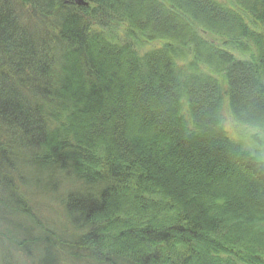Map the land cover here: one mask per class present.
I'll use <instances>...</instances> for the list:
<instances>
[{"label": "trees", "instance_id": "16d2710c", "mask_svg": "<svg viewBox=\"0 0 264 264\" xmlns=\"http://www.w3.org/2000/svg\"><path fill=\"white\" fill-rule=\"evenodd\" d=\"M87 1L89 4L77 6L75 3L68 4L65 0H0V179L9 178L15 181L21 175L33 176L37 179L36 184L33 183V189L40 195L41 200H47L49 197H43L42 193L47 195L57 191V186L55 189L52 184L58 185L59 178L62 182V177L67 178L66 176L78 175L81 179L85 177L83 179L87 182L98 177L103 188H107L102 192L100 189L96 191L88 187L81 191L79 184H73L72 181L71 188L67 186L64 193L66 201L61 205L62 213L69 221L67 227L73 228L74 231L72 236L67 234L64 238L77 241V248L64 250L60 243L53 241V256L56 259L58 256H64L61 263L65 259L69 264L75 260H80V264H141L145 257L148 264H173L174 260L178 259L179 264H201L196 262L192 250L199 251L198 246L196 248L198 243H208L221 248L224 254L219 255V258L224 261L229 258L238 261L234 264H264V167L256 166L247 158V163L253 164L260 173L258 175L261 177L256 181L243 176L237 179L234 171H224L217 178L212 168L201 165V168L194 172V185L187 174L177 173L176 176L181 179L175 178L176 181L174 176H171L176 174L174 156H187L188 153L184 152L196 149L187 141L182 144L179 142L182 136H185V131L197 130L201 137L208 139L210 135L214 138V132L221 126L220 112H211L219 102L222 104L223 99L217 78L221 77L227 83L224 95L228 97L231 114H237L239 111L237 115L245 118L264 120V102L260 98L264 90L259 91L257 87L264 83V46H260L259 39L254 40L252 44L256 52L252 49L248 51L249 60L242 62L232 53L233 49L237 48L241 52V42L244 38H249L244 30L248 28L238 24V29L242 32L237 33L235 39L230 37L231 40H226L230 42V48L224 49L229 52L219 49L216 43L199 37L194 25L207 29L210 27L209 20L197 19L193 9L216 7L226 12L220 8L223 6L214 0H211L213 3L210 0H168L166 5L157 0ZM244 3L239 4L242 9H247L257 20L264 19V0H245ZM167 6L171 11L165 9ZM47 13H54L52 16L59 14L64 21L58 25L59 29H56L58 40H46L47 44L40 47L48 48L51 58L44 60L45 66L37 64L34 67L35 64L28 60V54L20 53L21 47L26 45L24 35L30 30L25 25L28 21L37 20L44 26L45 23L41 22L40 18ZM96 14H111L113 16L110 17L117 18L123 29L126 25L130 27L132 23L144 36L159 38L163 42L158 50H149L148 54H140L133 47V43H136H130L128 39L126 45L113 47L112 41L92 32ZM21 16L25 20H22ZM172 16L176 28H173L174 24L170 27L164 23L171 22ZM224 21L229 24L233 18ZM215 25L217 30L220 29L217 22ZM249 33L252 34V31L249 30ZM225 44L224 41L221 46ZM66 46L70 49L64 51ZM179 47L188 50L191 56L182 68L175 66V48ZM7 52L8 55L11 54L10 59ZM253 56L259 61L254 62ZM58 73L61 75L57 76ZM54 76L56 80L53 79ZM157 88L165 90L161 92L165 102L157 98L150 99V94L155 95ZM137 97H142V102L151 101L150 105L145 104L146 108L142 113L150 115L155 112V117H163L167 119L166 123L171 125L170 131L165 132L166 135L161 134L158 129L160 125L150 127L149 133L141 128L143 136L131 138V143H137L130 149V154L137 156L132 158L146 160L153 151L155 156L160 157L159 161L154 158L155 161L146 163L150 170H153L148 175L137 173L142 170L141 163L126 166V159H121L118 154L119 146H129L125 139L130 137V133L136 134L139 131L131 129L129 133L126 129L130 119L139 114L135 110L129 111L130 107H125L134 103ZM181 97L188 103L186 112L189 111L190 116L185 112L178 113V118L172 122L173 111L169 106L175 107L176 101L183 100ZM199 104L200 107L194 106ZM175 108L177 111L180 109ZM119 112L122 113L120 116L116 114L114 119L111 117ZM179 123L182 124V129L178 127ZM118 124L120 127L116 130ZM103 126L109 136L105 140L100 134ZM123 129L128 133H123ZM221 141L224 142L223 139ZM223 144L214 145L221 155L228 158L226 153L230 150V144H226L228 148L222 147ZM123 151L122 155H128L127 150ZM101 153L103 157L98 156ZM23 155H31L32 158L28 163L16 168L14 162H19ZM229 160L232 163L235 157L231 154ZM111 162L115 165H109ZM195 162L196 160L192 159L193 165ZM113 167L117 169L112 171ZM204 173L209 176L206 177ZM105 174H108L107 177L111 176L109 184L104 179ZM166 176L173 180L172 186L164 183ZM180 180L185 182V185L177 182ZM21 182L25 183L24 178H21ZM160 183L172 187V191L162 194V198L173 201L178 208L170 206V209L165 210L167 216H164L162 210L158 213L164 216L162 221H165V218L170 219L173 215L178 225H181L167 230L163 236L158 233L157 237L154 235L156 238L151 240L145 237L146 232L151 230L148 225L155 224L153 215L159 209L155 210L156 203L150 200L154 195L160 194L156 191L157 188L160 190ZM173 188L181 190L183 195ZM213 188H218V192L214 193ZM194 191L198 195H193ZM14 197L16 203H21V207L26 204L25 193L20 191ZM206 198H209V202L204 203ZM242 201L254 202L256 207L246 209L247 206ZM202 203L203 209L200 207ZM166 204L171 205L168 202ZM138 210L140 212H136ZM83 215L89 217V220L81 218ZM112 216L115 218L108 220ZM125 216L131 219L129 223H133L134 227L125 222ZM156 224L158 225L157 222ZM42 229L46 235L47 229ZM31 231L32 228L26 234L27 239H18L15 235L13 239L12 235L10 240L29 248L40 240L48 244L52 241L48 236H43L44 240L43 237H32ZM182 231L186 233L183 235ZM151 232L150 237H154V230ZM214 236L220 238L219 244L211 241ZM156 243L161 244L156 250H163L158 252L155 258L152 252ZM174 243L186 247L190 244L191 248L178 254L174 252ZM164 249L168 251L167 259L163 255ZM130 250L137 251L131 258L125 257L131 253ZM2 254L4 257H1V261L5 264L14 262L9 252L6 253L8 255H5V251Z\"/></svg>", "mask_w": 264, "mask_h": 264}, {"label": "rangeland", "instance_id": "374dc122", "mask_svg": "<svg viewBox=\"0 0 264 264\" xmlns=\"http://www.w3.org/2000/svg\"><path fill=\"white\" fill-rule=\"evenodd\" d=\"M157 1L161 4H164V5L168 4V2H169L168 0H157ZM214 1L218 5H222L223 7H220V6L219 7L226 12H222L221 10H219L216 7L215 8L214 7H209V8L197 7L196 9L198 12H196V9H193V12L195 13V16L197 19L203 20V19L208 18V20H209L208 25H210V27L207 29H204V27H202L201 25H198V26L194 25V28L196 27L195 32L199 35V37L206 39L207 41H212V42L216 43L217 45H219L218 46L219 49L226 51L225 49L230 48V45L228 46V44L230 42L226 41V40H228V39L231 40V38H234V36H236L237 33L242 32V31H239V29H240V27L238 26V24H239L241 26L248 28L250 31H252V34H250L248 29L247 30L244 29L248 33V34H246V36L249 38H244L243 41L241 42L242 47H241L240 51L243 54L248 55L247 52L250 51L251 49H252V51H254V53L256 52V48L252 44V42H254V40H256V39H259L261 47L264 46V19L257 20L255 18V16H252L251 14L246 15L245 13H250V12L247 11V9H242L241 5L239 6L240 3L245 4L244 3L245 0H214ZM65 2L68 4L69 3H75L77 6H81V5L84 6V5L89 4V2L87 0H65ZM91 5H92V3H90L89 6H91ZM164 7H166V6H164ZM165 9L167 11H171V10H169L168 6ZM187 9H189V8H187ZM207 11H209V12H207ZM51 12H54V11H51ZM159 12L161 13L160 10H159ZM162 12H164V10ZM207 13H209L210 15ZM53 14L54 13H47L45 16H43V18H40L41 22L43 21L45 23L44 26L42 23L40 24L38 22H33V21H28V20H27L28 22L25 25V27L26 26H27V28L29 27L30 30L27 31V33H25V35H24V38L26 40L25 41L26 45L21 47L20 53L21 54H23V53L28 54V60L30 62H33L32 64H35L34 67H36L37 64H41V65L45 66L46 64H43L44 60L47 61L48 59L51 58V54H48V52H49L48 48L40 49L41 46L44 47L43 45L47 44L46 40H48L49 42H51V40H49V39L58 40L57 39L58 31L56 29H59L58 25L61 24L64 21V19L62 21V18L59 17L60 16L59 14H55L54 16H52ZM218 14H219V16H218ZM110 16H113V15L107 14L106 16H103V15L100 16L99 14H96L95 15L96 21L93 22L91 30L94 34L98 33L100 35V37H104L107 41L114 39L112 41L113 47L114 46H120V45H126V43H128V42H130V43L135 42L136 44L134 45V43H133V47L136 48V50H138V52L140 54H143V53L148 54L149 50H154V49L158 50L160 48V46L163 42L162 39L148 38V37H146V35L144 36L134 25H132V23H130V27H128L126 25L125 29H123V25L119 24V21L114 22L113 20L115 18H112ZM19 18H20V15H19ZM21 18H22V20H25L23 18V16H21ZM232 18H233L232 23L228 24L224 21L226 19H232ZM246 18L248 20H252L253 23L252 24L251 23L250 24H244V22H246V20H247ZM174 20L175 19L172 16L171 20H170L171 22L168 21V22H164V23L166 24V26L169 25L170 27L173 26V24H174L173 28H176L177 25H175ZM237 20H239L240 22L238 23ZM220 21L224 22V24H222ZM29 22H30V24H28ZM216 22L220 27V29H218V30L215 28ZM238 27H239V29H238ZM42 28H44L45 31ZM214 29H216V30H214ZM127 39L129 40L128 42L126 41ZM148 39H151V40H148ZM224 41L226 42V44L224 46H221V45H223ZM68 48H69L68 46L64 47V51L65 50L67 51L70 49V48L69 49ZM38 49H40V50L38 51ZM175 49H176L175 56H174L175 66L177 68H180V67L182 68L188 62V60H190L191 56L189 55V51L186 50L185 48L179 47V48H175ZM8 52H7V56H8V59H10L11 54L8 55ZM226 52H229V51H226ZM241 52L238 51V48H237V50L233 49V53H235L234 55H239V53H241ZM29 56H30V59H29ZM254 56H255V54H254ZM254 56H253V61L255 60L254 62H256L258 60V58L254 57ZM58 58L60 60L61 57L58 55ZM262 61H264V60H262ZM60 75H61V73L57 74V76H60ZM53 79L56 80L55 76ZM217 79L219 80L220 84L223 83V87H224V82H225L224 79L221 77H220V79L219 78H217ZM151 92L153 93L152 90H151ZM220 92L223 94V96H222V98H223L222 99V108L220 109V116L222 118L226 115H230L231 112H230L229 107H228L227 95L226 96L224 95L225 92L223 89L220 90ZM149 97H150V99H156L155 95L152 96L150 94ZM141 99H142V97L141 98L137 97V98H135L134 103H132L133 102L132 101L131 102L132 104L130 106H129V104H127L128 106L125 107V108L130 107L129 111L135 110V112H138V114H139V115H136L135 118L130 119V122H128L126 124V129L128 130L129 133H130L131 129L132 130L135 129L134 131H138V130L139 131L136 134L132 133V132L130 133V137L128 136L127 139H125V140H127L129 146H124V147L119 146L118 154L120 155L119 157L121 159H124V160L126 159V163H125L126 166H128L131 163L132 164L134 163L135 165L141 163L142 164V170H141V172L138 171L137 173H139V174L141 173L142 175H144V174L148 175L151 171L153 172V170H150V168H149L150 166L147 165L146 163L150 162V160L155 161V159H156V161H159L160 157L155 156L154 151H153L154 153L152 152L149 154V157L146 160L145 159L144 160L135 159L137 156L134 154H130L132 147L133 146L135 147L137 145L136 142L131 143V140H132L131 138L136 137V136L141 137V135H142L141 134V128L143 130H147V132H148V131H150V127H154L150 124L149 119L152 115H154L155 112L153 114H150V115H149V113L146 114L144 112L143 113L141 112L142 110H144L146 108L145 104L147 103L150 105L149 102H151V101H149V102L143 101L142 102ZM181 101H182L180 104L181 108L178 111L177 110L174 111L175 115L172 113V117H171L172 122L175 121L176 118H178L176 116V114L179 115L182 112H186L188 109V103H187L186 99L181 100ZM194 106L200 107V104L197 106L196 105H194ZM53 108H50V109H53ZM156 108L157 107H155V109ZM115 111H117V110H115ZM116 114H119V116H120V114H122V113L121 112L115 113L111 117H113V119H114ZM144 116H146V117H144ZM143 120H145V121L143 122ZM146 121H147V123H146ZM103 123H105V122H103ZM103 125H106V124H103ZM164 125L165 124H162L161 127H159L158 129L161 130V134L166 135L165 132L167 130L170 131L169 129L171 128V125L168 123H166L165 127H164ZM175 126H177V125H175ZM119 127H120L119 124L116 125V130ZM178 127L180 129H182L181 127H183V126H182V124H180ZM217 127H218V125H217ZM103 128H104V130H103ZM103 128H101L102 133H100V132L99 133L102 135L103 139L105 140V138L109 137V136L106 135L107 134V132L105 131L106 128L104 126H103ZM127 130L123 129L122 132L126 134V133H128ZM218 135L215 134L214 138L217 139L216 136H218ZM24 136H23V138L26 142L27 138H26V136L25 137ZM52 137H54L55 140L57 139L55 137V135H53ZM169 137H172V136L169 135ZM219 139H217V140H219ZM94 140L96 141L95 138H94ZM56 141H57V143L59 142L58 140H56ZM25 142H24V144H26ZM210 144L214 145L215 141L213 143H210ZM25 147L27 148V145ZM222 147L228 148L226 146V143H224L222 145ZM123 149L127 150L129 152V153L127 152L128 155H126V156L122 155L123 154L122 152H124ZM184 153L190 154L191 151L189 150V151H186ZM99 155L102 156V153L98 154V156ZM196 155H198L197 152H196ZM132 157H135V158H132ZM31 158H32L31 155L30 156L23 155L20 158V161L19 162L15 161L14 164L16 163V168H19L22 165H24V163H28V161H30ZM110 160L114 161L113 158H110ZM195 160H197V159H195ZM140 161H142V162H140ZM197 161H196V164H197ZM111 164L115 165L114 162L109 163V165H111ZM199 164L203 167L208 168L207 163L205 161H203L202 159L200 160ZM29 166L31 167V164H29ZM114 168H115V170L117 169L116 167H113L112 171H114ZM18 170H20V169H18ZM192 174H194V173H192ZM27 175L28 174H26V176H25L26 178L22 177V175H21L19 178H16L15 181H12L9 178H8V180L0 179V255H3L2 253L4 251H5V255H8L6 253L9 252L11 259L14 261L12 264H39V263H41V264H69V261H67L65 259L61 263V260L56 259L53 256L54 252H52V250H53L52 242L53 241H55L57 244L60 243L59 245L60 246L62 245L61 247H63L64 250L69 249V248H71V249L77 248V247H75V245L77 244V241L68 240V239L65 240V238H64L65 237L64 233L68 234V235L70 234V236H72L73 235L72 232L74 231L73 228L67 227V225H69V221L67 218H65V216L62 213L63 208L61 205H63L64 202L66 201V197L64 194L65 190H66L68 185L71 188V185H70L71 181L73 184H74V182L79 184L78 186H79L81 191H83V189L86 187L92 188L96 191H98L100 189L99 190L100 192L104 191L107 188L106 187L103 188V184L101 183V181L98 177H95L92 181L87 182L86 180L83 179L85 177H83L81 179V176H78V175H75V176L73 175V176H69V177L66 176L67 178L61 176L64 179L62 182L59 178L60 182H58V185L52 184L53 188H55L57 186V191H55L52 194L48 193L47 195L45 193H42L41 195L43 197H46V196H49V197L47 200H41L40 195L37 194V192L33 189V187L35 186V185H33V183L36 184L37 179H35L33 176L29 177V175L28 176ZM81 175H83V174L81 173ZM111 175H112V173H111ZM176 175L177 174L173 173L171 176L172 177L174 176L173 179H175V178L178 180L181 179V178L177 177ZM204 175H206V177L209 176V174H207V173H204ZM107 176H108V174H105L104 179H105L106 183L109 184V182H110L109 180H110L111 176L110 177H107ZM5 178H7V177H5ZM21 178H24L25 183L22 184ZM164 178H165L164 183L172 186L173 180H171V177L166 176ZM176 179H175V181H176ZM181 181L182 180L177 181V182L179 184L185 185L184 184L185 182H183V181L181 182ZM80 182H82V183H80ZM52 187H51V189H52ZM18 190H20L23 194L25 193V195H27V198H26L27 201H26V204H22L23 207L20 206L21 203L15 202L16 199L14 196L20 192ZM192 190H194V189L192 188ZM156 191H157V193L160 192V190L158 188L156 189ZM238 192L241 193V190L238 189ZM150 202H153L154 204L156 203L155 210L159 209V211H157V213L153 215L154 219H155V224L152 226L148 225L149 227H151V230L149 229V231L146 232L145 237L147 239L148 238H151V240L153 239V237H150V235L152 234V232H151L152 230H154L153 234H155V232H157L159 234H165V233H167L166 232L167 230L169 231V230H172L174 228H178L179 225H181V224L178 225L177 220L173 217V215L170 219L165 218V221H162L164 219V216H167L165 210H168L171 207L172 208L176 207L175 209L178 208L177 204H174L173 201L164 200L162 198V194H158L157 197H153L150 200ZM167 202L169 204H171V203H173V204L168 205V204H166ZM34 204H35L36 208H34ZM164 204H166V206ZM161 210L164 211L163 217L160 216L158 213ZM136 212H140V210H138ZM129 216H131V215H129ZM112 217H109L108 220H112L115 218V217H113V218ZM127 219H128V216L126 217V220ZM126 220H125V222H126ZM129 222H131L130 219H128V221L126 223H129ZM156 222L158 223V225L156 224ZM37 223L39 224V227H37ZM78 224H79V222H78ZM81 225L82 224L80 223V226ZM19 228L21 229V231L23 230L24 232L20 231V233H19ZM31 228H32V231L30 232V236L39 237L40 239L43 236H48V237H51L50 239L52 241H50L49 244H48V242L43 243V244H33V247L30 246V248H29V247H25V245L20 246L18 244L19 242L14 243L13 240L12 241L10 240L12 235H13V239H15L14 235L18 239H22V238L27 239L26 234H28V232ZM42 228L47 229L46 235H45V231ZM25 230H27V231H25ZM55 237H56V239H55ZM52 238H54V239H52ZM44 239H45V237H43L42 240H44ZM22 240H24V239H22ZM170 240H173V239L170 238ZM211 241L218 243V244L221 242L220 238L218 239V237H215V236L213 238H211ZM160 245H161L160 243H156L153 247L154 252H152V254H153V257H155V258L158 256V254H159L158 252H162V250H163V249L156 250L157 247H159ZM177 245H179V243L173 244V246L176 247L175 248L176 250H174V252L178 253V254H179L180 250H182L180 252V254H181L186 250L189 251V249L191 248L190 244H188V246L190 245V247L187 246L188 248L185 245L180 244L179 246H181L182 249ZM71 246H73V247H71ZM171 246L172 245H170V247ZM192 246H194V245H192ZM197 246H198L199 251L192 250V255L195 258L196 262L204 264L203 259H205L208 255L206 254L205 251H203V249L201 247L203 245L201 243H198L196 245V248H197ZM222 246H225V245H222ZM163 255H165V257L167 259L168 251H166V249H164ZM56 261H58V262H56ZM2 263H4V261H1V257H0V264H2ZM74 263L80 264L82 262L80 260H75ZM173 264H179V259L176 261L174 260Z\"/></svg>", "mask_w": 264, "mask_h": 264}, {"label": "bare ground", "instance_id": "6f19581e", "mask_svg": "<svg viewBox=\"0 0 264 264\" xmlns=\"http://www.w3.org/2000/svg\"><path fill=\"white\" fill-rule=\"evenodd\" d=\"M245 14L248 15L250 13H245ZM113 21L114 22H117L118 20L117 19H114ZM35 22H37V20H35ZM250 23L252 24L253 21L252 20H248V19L246 20V22H244V24H250ZM146 29H147V26H146ZM233 39H235V37ZM113 40L114 39H111L110 41H113ZM184 44H186V43H184ZM182 46H185V45L182 44ZM234 57L235 58H238L239 60H242V62H244L243 60L248 59L249 58V55H245V54H243L241 52V53H239V55H234ZM142 72H144V71H142ZM168 73L169 72H167V74ZM261 84H263L261 87L259 85H257L259 91L261 89L264 90V83H261ZM227 87H228L227 86V83H225V82H224V87H223V83L220 84V88L223 89L224 91H226ZM164 91L165 90L164 89L162 90V88H157L156 89V92L154 94H155V96H156L157 99L163 100L165 102L166 99L161 95V92H164ZM260 98L264 102V93H263L262 96H260ZM181 99H183V97H181ZM181 102L182 101H176V103H175L176 106L175 105L174 106L175 107H180ZM167 106H169V105L167 104ZM169 107H170V110L173 111V113H174V111H176V108L173 107V105L172 106H169ZM221 108H222V104H221V102H219L218 103V106L216 107V109H212L211 112L212 113L213 112L216 113V111H217V113H219ZM229 110L231 112L230 107H229ZM185 113H187L190 116V112L189 111L188 112H185ZM237 114H239V111L237 112ZM176 116H177V114H176ZM166 120L167 119H163V117L162 118H157V117H155V115H152L150 117V119H149V122L151 123L152 126L157 127V126H160L162 124H166ZM221 131H223V130H222V127L220 126L219 129H216V132H214V134L218 135L219 132H220V135L217 138L221 137L224 140V142L221 141L222 139L221 140L220 139L217 140V139L213 138L212 135H210L208 139L203 138V137H201V134H199L200 132H198L197 130H194V129H192V130H186L185 131V136H182V140H179V142H181V144H182V142L187 141V143H189L190 146H192V148H196V149L194 150V149H191L190 148L191 149L190 150L191 153L190 154L188 153L187 156H185V154L184 155H181V156L180 155H175L174 156L175 173L176 174L177 173L178 174H187L192 179L191 181L194 180L193 182H191L194 185L195 178H194L193 175H195V174H192V173H194V171H196V169H200L201 168L199 162H200L201 159L202 160L205 159V161L208 163V168L209 169L212 168L214 170V176L217 177V178L224 171H225V173L226 172L229 173V172L234 171L233 174L235 175V177L237 179L240 176H243V177H249L250 180H252V181L258 180V178H260L261 176L258 175L260 173L258 171H256V167L253 164H251V163H247V158L245 157V155H242L240 153L239 149L237 148V146L235 145V143L230 138H228V136L225 135L224 132L222 133ZM206 141H208V142H206ZM214 141H215V144L217 146L219 144H223V143H226V144L229 145V143H230V146H229L230 150H228L229 153L227 152L226 154H228V158L229 159L231 158V154H232L235 157V161H233L231 163V160H229L227 158V156L225 157V155H221L217 151V149H216L217 146L210 144V143H213ZM196 152L198 153V155H196ZM192 158L193 159L194 158L197 159L199 162L196 160L197 161V164L195 162L194 165H193ZM236 158H237V160H236ZM244 182L246 183L247 180H245ZM163 184H161V183L159 184V188L161 190L160 191V194H165L167 192L172 191V190H170L172 187H167L166 185H163ZM173 189L175 190L176 188H173ZM175 191H177V192H179V194L183 195V192L181 190L179 191L178 188ZM220 191H222L221 188H220ZM213 192L214 193H217L218 192V188H215V189L213 188ZM132 193H134V191H132ZM194 193L195 194H193V195H196V194L198 195L197 192L194 191ZM136 195H137V193H136ZM154 196L157 197V195H154ZM206 202H209V198H206L205 199L204 203H206ZM212 202L213 203H216L214 201H212ZM204 203H202V205H200V207L202 209L204 208V206H203ZM243 203H244V205L247 206L246 209H251V208L256 207L255 205H253L254 202H251L250 203V202L245 201ZM208 205H210V203ZM218 207L219 206L217 204V208ZM81 218H83L84 220H87V221L89 220V217H86L85 215H83ZM124 218H126V216ZM128 219L126 221H128ZM129 224H130V226L134 227L133 223H129ZM181 233L184 235L186 232L185 231H182ZM110 234L111 235H114L113 232H110ZM157 234L158 233L155 232V234H153V236L155 235L157 237ZM64 235L67 236V234H65V233H64ZM125 235H127V233H125ZM155 236L153 238H156ZM162 236H163V234H162ZM204 240H206V239L204 238ZM43 243H45V242H43V241L40 240V241H38L37 244H43ZM213 246L216 247L215 244L213 245V244H208V243H206V245L201 246L204 249V251L206 252V254L208 255L205 259H203L204 260V264H207V262H208V264H219L217 261L221 262V264H234V262H238V261H233L232 259H229V258L228 259H225L226 261H224V259L219 258L220 257L219 255H223L224 253L221 252V248H219V247H216L215 248ZM174 248H176V247H174ZM180 248H181V246H180ZM130 251H131V253L129 252L127 255H125V257L131 258V255L134 254V252H136L137 250H135V251L130 250ZM180 251H182V250H180ZM0 257H4V256L3 255H0ZM63 257L64 256H58V260H62ZM118 257H119V255H118ZM236 260H238V259L236 258ZM261 263H263L262 260H261ZM2 264H5V263H2ZM70 264H75V263H72L70 261ZM115 264H118V263H115ZM141 264H148V261H147V259L145 257H144V260L142 261Z\"/></svg>", "mask_w": 264, "mask_h": 264}, {"label": "clouds", "instance_id": "9594fccd", "mask_svg": "<svg viewBox=\"0 0 264 264\" xmlns=\"http://www.w3.org/2000/svg\"><path fill=\"white\" fill-rule=\"evenodd\" d=\"M221 127L240 153L264 167V120H253L235 113L221 118Z\"/></svg>", "mask_w": 264, "mask_h": 264}]
</instances>
